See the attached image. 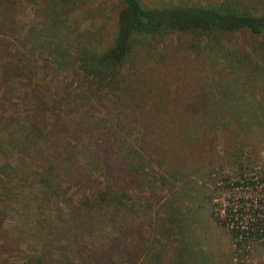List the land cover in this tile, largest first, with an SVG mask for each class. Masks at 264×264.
I'll return each mask as SVG.
<instances>
[{"label": "rangeland", "instance_id": "obj_1", "mask_svg": "<svg viewBox=\"0 0 264 264\" xmlns=\"http://www.w3.org/2000/svg\"><path fill=\"white\" fill-rule=\"evenodd\" d=\"M142 1L149 5H210L222 0ZM229 1L255 16L264 14V0ZM121 8L118 0H0V32H4V36L0 34V60L9 54L26 74L37 72L42 79L15 81L6 98L9 103L1 108L8 109L3 118L8 117L14 126L17 120L31 119L36 102L43 100L46 105H41L56 110L60 126L71 132L69 138L61 136L48 111L46 118L55 141L74 140L73 135L86 129L83 122L91 119L85 117V103L80 104V110L70 109L69 104L86 99L88 85L75 70L56 62V39L66 35L69 59H76L85 47L102 51L114 34ZM10 38L13 40H6ZM218 39L167 35L151 48L138 50L120 70L128 77L129 86L140 80L136 86L140 99L133 104L124 101L126 107L121 110L119 97L124 94V84L104 88L101 99L93 97L92 104H98L95 118L109 126L105 134H118H110L108 139L101 132L108 127L104 125L99 136L89 139L91 135L86 134L84 144L75 150L74 164L60 168L56 191L44 187L41 176L46 167L38 149L29 152L32 146L24 155L0 149V264H69L59 254L60 248L44 249L51 231L47 221L70 216L84 195L108 181L99 156L108 146L112 159L128 165L126 154L133 148L129 138L143 148L132 159L144 171L141 178L131 175L140 179L134 180L136 188L131 190L133 210L124 231L119 225L110 231L113 237L118 236L121 244L133 251H146L142 264H264V241L249 239L236 248L232 230L227 224H218L213 215L222 220L231 218L245 230L259 221L260 230H264V73L259 69L261 74H252L253 82L238 80L229 75L225 53L218 48L220 42V47L232 51L246 50L264 68V36L236 33L221 34ZM187 41L200 42L201 48L194 50L185 45ZM220 74L233 80L220 79ZM28 93L33 94L31 98L34 93L40 97L25 104ZM0 103H4L2 98ZM18 107L21 112H16ZM124 111L135 114L127 116ZM3 127L1 124L0 142L9 136ZM124 127L129 131L122 133ZM129 132L132 136L122 137ZM105 141L108 146H104ZM50 146L54 149L53 143L46 141L41 148L47 153ZM174 210L182 216H173L167 223L168 213ZM39 219L42 222L36 225ZM105 242L104 236L98 244ZM116 248L115 264L136 263L126 262L121 258L122 247ZM42 249L56 260L41 258L46 253ZM77 258L75 264H83Z\"/></svg>", "mask_w": 264, "mask_h": 264}, {"label": "trees", "instance_id": "obj_2", "mask_svg": "<svg viewBox=\"0 0 264 264\" xmlns=\"http://www.w3.org/2000/svg\"><path fill=\"white\" fill-rule=\"evenodd\" d=\"M118 1L121 3L122 8L117 13L114 34L109 39L104 50L97 51L85 47L78 52L76 59H69L65 54L66 50H69V46L66 45V41L68 42L66 35L63 38L56 39L58 42L57 47L54 49L57 55L54 57L56 62L61 66H69V68L75 70V75L80 74V76H83L85 79L84 82H86L85 85H88L86 89V94H88L87 98L75 99L73 103L69 104V106L72 105L70 109L76 108L80 110L82 108L80 104L85 103L83 108H87L88 110L85 117L91 119L90 123L83 122L86 125V129L82 128L80 130L81 132L73 135L75 137L74 140L71 139L65 143L63 140L58 141L57 139L55 141L56 136L52 133L54 130H51L46 118L48 111L51 112V117L55 119L56 125L60 130L58 132L61 136L66 134V138H69L71 132L65 129V127L60 126L61 119L58 118V112L56 110L49 107L46 109L41 105H46L43 100L36 102L37 105L35 107L37 108L33 109L35 115H31V119L26 120L20 114L24 119L17 120L15 122L17 125L14 126L11 122L8 123V117L3 118L5 113L8 112V109L1 108L9 103L6 98L9 96V93H12V84L15 81L21 80L23 77L29 79V82H41L42 79L39 78L37 72L26 74L25 70L21 69L20 62L17 64L12 61L14 58L10 59L11 55L6 54L5 57H1L0 98L4 100V103H0V118H3L0 121V125H4L2 131L8 132L9 136L0 142V149L5 152H14L12 150H15L20 155H24V152H28L32 146L34 149H31L29 152L38 149L40 156H44V158H41L45 164L44 168L46 167L45 172L42 173L43 175H40H42L41 177L45 182V189H49V191H56V188L59 186L57 179L62 174V172L59 174L61 171L60 168L62 166L73 165L76 161L75 150L79 144H84V136L90 134L91 138L89 139H92L94 136H99L97 133L103 125L108 126L105 124L106 122L102 123L104 122L102 119L95 118L94 112L98 104H92L93 97L101 99V93L104 91V88L109 87L114 89L116 87L112 84H116L115 86L124 84L125 95L123 94L119 97L121 100L119 108L121 110L123 107H126V102L130 101L133 104V102L136 103L140 99L139 90L136 88V86H139L140 80L134 81L129 86L128 77L125 78V75L122 73L123 71L120 70L133 58L138 50L151 48L158 38L167 35L184 36L190 34L196 35L199 38L206 37L210 39L213 37L215 41H219L218 36L221 34L246 33L250 37L264 36V14L255 16L248 10L240 8L229 0H222L219 3L210 5L189 2H180L178 4L160 2L149 5L142 0ZM60 28L59 25L54 30L58 31ZM59 33L60 31L54 34L57 35ZM0 34L4 36L3 31ZM51 35L53 36V34ZM6 40L11 41L13 38ZM185 43L186 46H190L197 51L201 48L200 42L187 41ZM213 45L216 46L217 44L213 43ZM218 45L221 46L220 42ZM220 46H218L219 50L225 53L223 58L226 59L225 65L229 70V75L232 73L236 75V78L238 77V80L241 78L242 81L248 79L249 82H253L252 74H261L259 69H262L264 73V68L261 65L263 63L256 60L246 50L240 53ZM226 50L227 52H225ZM36 73L37 75H34ZM24 74L26 76H23ZM217 77L233 80L232 77L226 74H220ZM143 81L146 82L145 79ZM117 88L121 89V87ZM32 95L28 93L25 104L31 102V100H38L40 97L37 93H34L33 98H31ZM114 111L117 110L114 108ZM16 112H21L20 107L16 108ZM111 113L112 111L109 114ZM124 114L132 116L135 112L126 113L124 111ZM209 115L213 114L210 112ZM92 118L95 119L92 120ZM108 128L109 126L101 129L102 134L106 135L108 139H110L108 135L118 134L117 131H110V133L107 132L105 134L104 130ZM190 129L192 128L190 127ZM118 131L119 133L121 132L120 129ZM127 131L129 129L124 127L122 133ZM127 135L132 136V133L129 132L128 134L122 135V137L127 139V137H124ZM128 140L135 150L130 148L127 152V166L123 163V160L119 161L111 158V153L108 150L110 147L107 145L108 141H105L104 146H108V148L106 152L102 151L99 153V156L101 158L100 163L102 166H105L108 181L103 183V186L93 187L90 193L84 195L79 204L73 206L74 210L70 216L63 217V219H59L58 221L54 219L47 221L51 223V231L43 245L44 249L60 248L58 250L59 254L63 255L62 258L69 264H75L76 260H78L77 257L80 258L79 260H82L81 262L83 264H115L116 257L114 249L119 246L123 249L121 258H126V262L136 260L135 264L143 263L140 260L145 258L146 251L142 253L141 251H133L125 247L121 244L118 236L113 237V233L110 232L112 230L116 231L118 225L120 228H123H121L123 231L126 229L130 213L133 210L130 206L132 201L131 190L136 188L134 185L136 182L134 180L140 181V179L134 178L131 175L141 178L144 171L139 170V165L132 159L139 155V151H142L143 148L141 146L140 149L138 146L136 147L133 138H129ZM128 140L125 142L126 147H129ZM46 141L53 143L54 149H56L54 150L50 146L47 153L43 152L42 148ZM145 145L149 146L144 142ZM88 147L89 145H86V148ZM140 164L142 163L140 162ZM70 171H72V166L70 167ZM213 215L218 224L226 225L225 220H222L214 213ZM136 216L138 217L139 215ZM173 216H182V213L178 210H174V212L170 211L167 215L166 222H171ZM41 222L40 219L37 220L36 225ZM259 231L260 228L257 222L249 226L246 231L238 229L232 232L236 239H240L241 235H243L242 238L244 239L239 242L241 244L252 238L255 234L258 235ZM104 236L106 239L105 244H98L99 239L102 240ZM45 252L41 258L52 261L56 260L49 251ZM161 257V254H159L158 258Z\"/></svg>", "mask_w": 264, "mask_h": 264}, {"label": "built area", "instance_id": "obj_3", "mask_svg": "<svg viewBox=\"0 0 264 264\" xmlns=\"http://www.w3.org/2000/svg\"><path fill=\"white\" fill-rule=\"evenodd\" d=\"M225 221H226V224H227V226L233 231V230H241V231H246L247 230V228H246V230L244 229V227L242 228V229H240L239 228V226H236L235 225V223L234 222H231V218H226L225 219ZM258 221V220H257ZM258 224H259V221H258ZM261 227V225H259V228ZM243 237V235H241V238L240 239H236L235 238V241H236V248L238 247V246H241L242 245V243L241 244H239V242L241 241V240H243L244 238H242ZM250 239H256L257 241H264V230H260L259 231V234L258 235H254L252 238H250ZM249 240V239H248ZM247 241V240H246ZM245 241V242H246ZM245 242H243V243H245ZM239 248V247H238Z\"/></svg>", "mask_w": 264, "mask_h": 264}]
</instances>
